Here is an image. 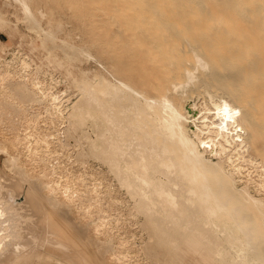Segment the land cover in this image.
I'll use <instances>...</instances> for the list:
<instances>
[{"label":"bare ground","instance_id":"bare-ground-1","mask_svg":"<svg viewBox=\"0 0 264 264\" xmlns=\"http://www.w3.org/2000/svg\"><path fill=\"white\" fill-rule=\"evenodd\" d=\"M69 1L0 6V264H264V0Z\"/></svg>","mask_w":264,"mask_h":264},{"label":"rangeland","instance_id":"rangeland-1","mask_svg":"<svg viewBox=\"0 0 264 264\" xmlns=\"http://www.w3.org/2000/svg\"><path fill=\"white\" fill-rule=\"evenodd\" d=\"M69 0H39V3L41 4V6H45V4L47 5V7H51V9H49V12H56L59 13L61 15V17L64 20L67 21H72L73 25H76V20L78 19V15L76 14V8L74 9H69ZM48 2H50L51 4H47ZM4 3V0H0V6H2ZM7 10L10 12V14L8 15V18H10L11 20L14 19L13 15L15 13V9L13 7H8ZM4 33V34H3ZM0 40L3 42H7L8 41V34L6 31H0ZM26 243V242H25ZM27 246V245H26ZM75 248V244L73 245ZM89 256V255H88Z\"/></svg>","mask_w":264,"mask_h":264},{"label":"snow or ice","instance_id":"snow-or-ice-1","mask_svg":"<svg viewBox=\"0 0 264 264\" xmlns=\"http://www.w3.org/2000/svg\"><path fill=\"white\" fill-rule=\"evenodd\" d=\"M225 111H227V106H225Z\"/></svg>","mask_w":264,"mask_h":264}]
</instances>
